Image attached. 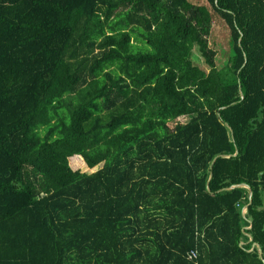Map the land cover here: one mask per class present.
<instances>
[{"label": "trees", "instance_id": "trees-1", "mask_svg": "<svg viewBox=\"0 0 264 264\" xmlns=\"http://www.w3.org/2000/svg\"><path fill=\"white\" fill-rule=\"evenodd\" d=\"M243 232L264 259V0H0V264H264Z\"/></svg>", "mask_w": 264, "mask_h": 264}, {"label": "rangeland", "instance_id": "rangeland-1", "mask_svg": "<svg viewBox=\"0 0 264 264\" xmlns=\"http://www.w3.org/2000/svg\"><path fill=\"white\" fill-rule=\"evenodd\" d=\"M210 42L211 46L215 49L217 53L218 67L220 69L225 68L231 57V51L229 44V35L228 32L225 31L223 26L220 25L218 29L214 30L213 35L210 38ZM193 57L195 64L201 66L204 69L209 70V67L206 65L205 59L202 57L201 53L195 50ZM190 120V118L180 119V121L184 124L188 123Z\"/></svg>", "mask_w": 264, "mask_h": 264}, {"label": "crops", "instance_id": "crops-1", "mask_svg": "<svg viewBox=\"0 0 264 264\" xmlns=\"http://www.w3.org/2000/svg\"><path fill=\"white\" fill-rule=\"evenodd\" d=\"M236 154V153H235ZM215 161V160H214ZM209 182V181H208ZM242 184H245V183H242ZM246 185H248V184H246ZM249 186V185H248ZM250 187V186H249ZM251 188V187H250ZM239 189H246V191L248 192V197H249V203H248V206H245L244 208H243V210H242V216H243V218L247 221V224H248V226H246V227H243V231H248V230H250V228H251V221L249 220V219H246V215H247V209H248V207L250 206V204H251V199H252V196H250V192L248 191V189L247 188H239ZM243 234L246 236V238H247V241L246 242H240V244H239V246H241V247H243V246H246V245H248V244H251L252 243V248H251V250H250V252H252V251H254L255 249L259 252V254H260V257H261V259H262V257H263V252H262V248H261V246L259 245V244H257V243H253V236H251L249 233H246V232H243Z\"/></svg>", "mask_w": 264, "mask_h": 264}, {"label": "water", "instance_id": "water-1", "mask_svg": "<svg viewBox=\"0 0 264 264\" xmlns=\"http://www.w3.org/2000/svg\"><path fill=\"white\" fill-rule=\"evenodd\" d=\"M240 96H241L242 100H244V94H243L242 91H240ZM227 126H228V128L232 131L231 127H230L229 125H227ZM237 154H238V152H236L235 155H223V156H221V157H223V158H230V157H232V156H236ZM215 160H216V159H215ZM212 177H213V174L210 175L209 182L207 183V188H208V191H209V192H210L209 183H210V180L212 179ZM243 187H244V188H247L248 191L250 192V196H252L251 188H250L248 185H246V184L233 185V186H231V187H229V188L223 189V191H221V192H230V191H234V189H239V188H243ZM262 259H263V257H262ZM263 260H264V259H263Z\"/></svg>", "mask_w": 264, "mask_h": 264}, {"label": "built area", "instance_id": "built-area-1", "mask_svg": "<svg viewBox=\"0 0 264 264\" xmlns=\"http://www.w3.org/2000/svg\"><path fill=\"white\" fill-rule=\"evenodd\" d=\"M187 258L188 260H195L197 258V253L196 252H190L188 255H187Z\"/></svg>", "mask_w": 264, "mask_h": 264}]
</instances>
